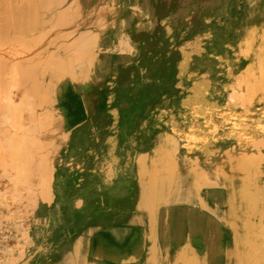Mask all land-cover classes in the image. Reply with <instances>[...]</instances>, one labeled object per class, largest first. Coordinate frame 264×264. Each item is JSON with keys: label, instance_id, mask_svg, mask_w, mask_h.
Wrapping results in <instances>:
<instances>
[{"label": "rangeland", "instance_id": "374dc122", "mask_svg": "<svg viewBox=\"0 0 264 264\" xmlns=\"http://www.w3.org/2000/svg\"><path fill=\"white\" fill-rule=\"evenodd\" d=\"M76 1L78 6L75 5V0H67L64 3L65 7L70 6L73 19L72 23L70 21L69 26L61 31L64 33L57 35L53 47H38L34 50L37 56L26 51L21 54L13 51V48H10V51L8 47H0V57L4 59L3 68L14 65L16 61L18 64L16 63L14 68L21 67L22 61L30 63L35 58L36 62L48 60L47 67L41 64L34 66V69L39 67L40 71L44 72L43 77L39 70H34L40 79L32 80L23 76L24 79L15 74L10 77L12 73L4 75L5 78L7 76L6 79H12L10 82L4 77L0 78L3 100L0 99V124L3 125L2 128L0 125V264H70V252L77 241L82 242L78 248L81 255L99 248V243L93 238L97 233H108L109 237V246L104 250L105 256L100 258L102 264H176L163 258H155L153 261L146 259L157 251L150 238L156 219L151 218V215L148 220L134 221L127 217L133 210L137 193L140 192L138 195L143 198L150 189L155 190L153 182L157 179L156 170H160L157 175L164 177L171 169H168L169 166L164 164L161 157L175 162L174 168L178 169L182 176L190 175L194 180L199 178L202 167L210 171L209 173H216L220 156L204 153L202 140L212 142L218 147L225 146L227 143L223 138V119H226V126H229L235 122L236 113L232 100L224 98L222 102L223 98L218 99L220 90L214 76H211L215 75V71H208L216 69L215 66L219 62L217 58L205 65V53L202 55L191 46L195 43V35L201 30L204 16L212 10H217L222 1ZM219 32L222 35H230L222 23ZM93 34L99 38L102 45L89 48L92 50L89 51L87 47L90 46L86 39L90 40ZM191 39L194 41L192 44L189 43ZM126 43L130 46L127 44V47ZM215 45L212 49L214 51L218 49L217 44ZM6 49L8 51H5ZM89 52L101 59L100 67L95 68L89 57L79 60L80 62L75 57ZM185 52L188 53V61H185V67L182 66L181 71L177 73L175 68ZM70 55H73V60L69 59L72 58L68 57ZM55 58H63V63L67 62L64 65L68 66L65 67L66 65ZM12 61L15 63L11 64ZM50 61L51 63H48ZM61 64L64 68H61ZM21 78L25 81L21 82ZM192 80H196L199 85L207 82L205 88L213 87L214 90L209 91L210 104L202 106L199 99L185 97L189 91L186 84ZM35 86L39 87V98L34 97L39 94ZM199 88L200 86L197 91ZM42 95L48 98L45 99ZM9 103L12 105L11 112L8 110ZM28 103L36 104L34 107L37 114H33L34 108H30ZM5 109L14 118L10 113L7 114ZM161 114L165 115V126L156 125V119ZM249 119L247 114L241 116L243 123H248ZM51 120L54 122L53 126L50 125ZM36 130L38 136L35 134ZM168 133H172L177 142L176 146L171 142V151L168 150L169 143L165 139ZM27 135L35 139H28ZM26 137L28 140H25ZM189 138L193 142H190ZM9 139L15 141V145ZM185 140L188 145L184 143ZM25 144H30L27 148L32 151L26 150ZM175 147L178 149H174ZM16 149H20V153ZM160 149L165 150L163 152L166 155L162 156ZM24 151H28L27 158V154L22 153ZM30 151L31 155H36L31 157ZM170 152L172 155H169ZM19 154L21 155L17 156ZM156 155L157 160H153L151 157ZM12 156L16 158L13 159ZM42 157L46 158L49 165L45 164L47 161ZM26 163L31 165L24 166ZM39 163H43L44 168L42 165L39 167ZM1 165H4V168ZM37 166L39 169H36ZM144 167L148 170L141 174L140 168ZM193 167L198 168L195 170ZM44 169L48 171V176L53 174V181L48 177L43 178L47 184L50 183V186L46 184L51 193L49 200L43 199L40 193L42 189L37 185L42 177H45V173H42ZM40 173L42 177L38 175ZM24 174L29 177L27 181L20 180L25 178ZM37 177H41L40 180ZM30 180L34 182L31 184ZM212 185L207 187L211 192L222 189V186ZM176 201L164 206L169 211L171 243H168L161 253L170 256L180 253L185 245L189 244L183 235L185 204ZM195 218L197 224H200L201 217L197 214ZM145 228L149 243L145 256L139 260L136 255L129 254V248L141 238ZM189 246L191 252L195 253L197 247L194 244Z\"/></svg>", "mask_w": 264, "mask_h": 264}, {"label": "bare ground", "instance_id": "6f19581e", "mask_svg": "<svg viewBox=\"0 0 264 264\" xmlns=\"http://www.w3.org/2000/svg\"><path fill=\"white\" fill-rule=\"evenodd\" d=\"M221 1L222 4L217 10L216 9L212 10L211 12L207 13L204 16L203 22L200 26L201 30L194 37L195 43L192 44L194 42L193 39H191L189 43L192 44L191 46L192 48L200 51L202 55L205 53L204 54L205 58L203 62L205 65H208L211 61L215 60L216 58L219 61L217 63V66H215L216 69L214 68L213 70H208V71L209 72L215 71L214 74L216 76L213 74L211 76H214V81L216 82L218 89L220 90V92H218V99L220 100L223 98L222 102H224V98H226V100L229 98L230 101L231 100L233 101L234 103L233 107L235 108V113H236L235 122L229 120L232 123L231 125L226 126V119H223L225 122L223 126L225 127L223 138L226 140L227 143L225 146L222 147L219 146L220 147L219 148L218 145L213 144L212 142H207L202 140L203 141L202 149L204 153H209L213 155L218 154V156H220L219 157L220 160L216 164L218 165L216 169V173L213 174L209 173L210 171L204 170V168L202 167L203 171L201 170V174L199 175V178L196 177V179L194 180L190 175H188L189 177L182 176L181 172H179L178 169L174 168L173 164H175V162H172L168 159L166 160L165 158L161 157V159H163L164 161V164L166 166H169L168 169L170 168L171 169L166 174H164V177L163 175L162 176L157 175L158 172L160 171L159 169L156 170L155 172L156 175L153 173L157 178L153 182V186L155 187V190L151 191L150 189V192L144 194L143 198H141L138 195L140 194V192L137 193L136 198L134 200L133 210L132 211L130 210L131 212L127 218L134 221L138 219H142V220L147 218L151 219L152 217L153 219H156L155 229L152 226L151 233L153 235L150 234V238L157 247V251L152 256L146 257V259H149L150 261H153L155 258H163L167 262L174 261L176 264H264V0H228V1L221 0ZM66 2L67 0H0V47L2 48L8 47L9 50L10 48H13V51H16L21 54L25 53V51L30 54L31 53L35 54L34 53L35 49H38V47L46 48L47 45L53 47L52 44L57 40V35L58 34L61 35L62 33H64L61 31L64 30L66 26H69L68 25L69 22L73 19V15L70 14L71 12L69 8L70 6L65 7L64 5V3ZM76 2L77 1L75 0V5L78 6ZM70 5H72V3ZM218 22L222 23L225 26V28L228 29V32L230 33L229 36L222 35L219 32L220 23ZM72 31L73 30L71 28V32ZM68 32L70 33V30ZM86 42L90 46V47L86 46L89 51H92L90 50L92 47L93 48L97 46L100 47V45H102V42L99 40L97 36H94V34L90 38V40L88 39L87 41L86 39ZM128 43H126V45ZM215 44H217L218 46V49L216 48L215 51L220 52V54L212 50L215 48L216 46ZM128 45L130 46V44ZM5 51H8V49H6ZM222 51H227V53H223ZM207 52L209 54H207ZM187 54L188 53L185 52L181 55L182 58L181 60H183V62L181 60L178 62L175 68V71L177 73L181 71L182 66L185 67L186 65L185 61L186 62L188 61ZM32 55L31 57H33ZM78 55H75L78 61L79 60L82 61L86 59V57H89L91 58L92 63H94L93 65L95 68L100 67L101 59L98 58V55L95 56L94 53L92 52L91 53L89 52L87 54H81L79 56ZM27 56L29 55L27 54ZM66 57L67 55L64 58L66 59ZM68 57H72L69 59L72 60L74 59L73 55H70ZM2 59L0 57V78L3 77L5 78L4 75L8 73L11 75L12 73L10 77H12L13 74H15L18 77L25 76L27 77V79L32 78V80L33 78L36 79L40 77L38 76V73L35 75L36 72L34 70L36 68L34 69V66L36 67L38 64L39 65L41 64L47 67L46 61H48V60L46 61L40 60L42 62L45 61L43 62L44 63L43 64L40 63V61L37 62L34 61L36 58L34 60H31L30 63L28 62L24 63L25 61L21 60L25 65L21 63L22 64V65L20 64L21 67L14 68V65L16 63L18 64V62L16 61L15 63L14 60L11 63V64L15 63L14 65L11 66L9 65L7 68H3L4 66L2 61L4 59L3 60ZM18 59L19 58H17V60ZM58 59L59 58H57L56 61H58ZM59 60L61 61L60 63H63L64 59L62 58V60L61 59ZM54 61L52 63H54ZM65 62L66 61H64V63ZM48 63H51V61ZM64 66H62L61 68H64ZM67 66L68 65H66L65 67ZM47 69L48 68H46V70ZM36 70L40 71V68L38 67V69ZM46 70L45 73L47 72ZM39 73L42 74L43 77L45 76L42 70ZM53 74L55 75V73ZM25 77L23 78L25 79ZM10 79L11 78L6 80L10 82L12 81V79L11 80ZM39 79L38 82L41 81ZM20 80L21 82H23L22 78ZM39 83L42 84V81ZM0 84H2V82H0ZM186 85L187 88H189L188 93L185 94L186 98L192 100L199 99L202 106H204L205 104H210L209 102L210 100H208L209 91L214 89L213 87L205 88L204 85H208L207 82L200 83L199 85L196 82V80H192L190 83ZM2 86L4 87V84ZM198 86H200V88L197 91ZM36 89L38 90L39 87ZM1 90L2 89H0V92ZM40 95L41 94L39 92L38 96L37 97L34 96V97L39 98L41 97ZM1 98H2V94L0 99ZM43 98L47 99L48 97L46 98L44 95ZM181 99H183V97H181ZM193 102L196 103V101ZM28 105L30 106V108L32 107L34 108L33 114H37L36 113L37 111L34 107L36 104L33 105L32 103V105H30V103H28ZM11 106L12 105L9 106L8 109L9 111L10 108H12ZM8 110H7V114L13 111L12 109L10 112ZM3 114L5 113L3 112ZM246 114L250 117V119L248 123L246 122L243 123L241 120V116ZM9 115H11V113ZM11 116L8 117L7 115L8 118L13 117ZM33 116L35 118V115ZM164 116H165L164 114L163 115L161 114L157 117L156 125L157 124L159 126L167 125L166 121L164 122V118H165ZM1 119L2 118H0V120ZM53 121H55L54 118ZM52 122H50V125L52 124L51 126H53L54 124V122L53 123ZM51 126L49 127L51 128ZM2 127L3 125H1V128ZM172 129L174 130V132L176 131L174 127H172ZM0 131L2 130L0 129ZM28 133L31 135V132H29V130ZM35 134H37L38 136V131ZM27 137L28 139H35L33 138V136L27 135ZM27 137L25 140H28ZM165 139L169 143L167 148L169 151H171L170 144L172 142V144L176 146L177 143L176 139L172 136V133L166 134ZM189 139L190 142H193L191 141V138ZM39 141L41 142V140ZM14 142L12 141L11 143L15 145ZM24 143L25 142H23V144ZM34 143L36 144V142ZM184 143L188 145V143H186V140L184 141ZM29 145L30 144H28V146L26 145V148L29 147ZM42 147H46V146H42ZM162 147L164 148V146ZM190 147L192 146L190 145ZM19 148L21 149V147ZM20 149H18L19 151L16 149L17 152L20 153ZM174 149H176V147ZM26 150H31V149L27 148ZM160 150L162 151L161 152L162 156L166 155L163 152L165 150L163 149ZM31 151H30V155H31ZM22 153L26 155L28 151L26 152L24 151ZM21 154L17 156H20ZM170 154L171 152L169 153V155ZM28 155L29 154H27L26 158L28 157ZM33 155L36 154L32 153L31 157ZM176 155H177V151H176ZM34 157L36 158L37 156ZM43 157L42 159H45V161H47L46 158ZM151 158L153 160H157V155L156 157L152 156ZM31 159H30V163H31ZM197 161L196 163H198ZM18 162H14V163H18ZM30 163L29 164L26 163V165L24 166L31 165ZM42 164L43 163H41L39 167H41ZM45 164L49 165L48 161ZM216 165H214V167H216ZM1 166L4 168V165ZM39 167L37 166L36 169L37 168L39 169ZM198 167L195 168L193 167V169L197 170ZM42 168H44L43 165ZM144 168L143 169L140 168L141 174L145 173L148 170L146 169V167ZM193 169L192 171H194ZM42 170H39V172H42ZM46 171L47 170L44 169V172H42L45 173L43 174L45 175V177L41 175V173L38 174L41 175V177L42 176L43 177L40 184L38 183L37 185L39 186V189L40 188L42 189L40 190V193L42 194L43 199L49 200L51 193L49 189H47V186L48 185L50 186V183L47 184V182L44 181L46 179L43 180V178L48 177L51 178L52 180L53 174L52 171L50 170L51 172L50 171L49 172L52 175L48 176L47 174L49 173L48 171L46 173ZM22 172H23V168H22ZM137 175H139V172H137ZM26 177L27 176L25 175V178L22 179L20 178V180L25 179L24 181H27L29 177L27 178ZM48 178L47 180H49ZM30 182L32 184L34 181L32 182L30 180ZM48 182H50V180ZM28 183L29 181L26 184ZM211 185L222 186V189L211 192L207 189V187ZM204 187L205 189L203 190ZM176 200L185 204L184 205L185 207L183 208L185 210L183 214V218H184L183 235L189 244H194L195 247H197V250L195 251V253H192L191 250L189 249L190 247L189 244H187L189 247L185 245V247L182 249L180 253H177L175 256H170L167 255L166 253H161L163 248L164 247L167 248L168 243H171L170 241L171 239L169 235V224H168L169 211L164 206L169 203H173ZM195 210L197 214L201 217L200 224H197V219L195 218L197 214ZM175 220L177 221V217ZM176 224L178 225V223ZM142 233H141V238L135 243V245L129 248V254L136 255V257L139 260L145 256L147 243H149V238L146 237V228L143 229ZM93 238L94 240H97V242L99 243V248L92 249L90 252H88V254L81 255L78 252V248L82 245V242L77 241L78 243H76L72 247L71 249L72 251L70 252L71 254L70 264H102L100 258H102V256L103 257L105 256L104 250H106L105 248L109 246L108 233H104V234L97 233ZM119 259H117V261ZM128 261L129 260L127 259V262ZM142 261H144V259Z\"/></svg>", "mask_w": 264, "mask_h": 264}]
</instances>
